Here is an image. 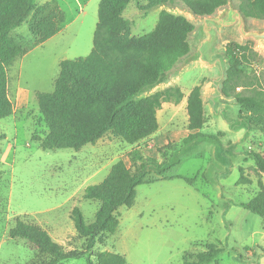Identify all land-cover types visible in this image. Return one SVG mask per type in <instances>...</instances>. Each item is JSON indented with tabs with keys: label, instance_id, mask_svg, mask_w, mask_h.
<instances>
[{
	"label": "rangeland",
	"instance_id": "obj_1",
	"mask_svg": "<svg viewBox=\"0 0 264 264\" xmlns=\"http://www.w3.org/2000/svg\"><path fill=\"white\" fill-rule=\"evenodd\" d=\"M98 2L35 0L27 18L11 30L21 46L30 47L36 38L34 23L50 7H63L64 22L60 30L42 44L30 47L7 68V90L14 108L10 116L0 119V264H27L33 256L24 240L8 236L16 217L39 224L66 250L91 254L98 250L114 251L123 254L127 264H175L193 260L209 244L223 249L217 256L219 264H264V221L240 205L259 189L258 179L264 184V173L255 169L250 155L252 150L264 153V134L239 124L234 99L218 94L212 84L219 76L216 67L196 60L178 68L181 59L164 81L143 95L169 85H177L187 94L200 84L204 106L200 132L215 135L218 142L202 139L181 152L180 162L169 170V175L192 178V184L173 178L138 185L133 205L117 208L116 230L105 234L90 249L86 248V237L76 232L71 211L78 207L89 223L100 202L84 198V188L101 181L117 160L132 166L129 152L133 148L160 159L158 147L179 142L190 132L186 101L182 98L178 103L163 102L157 110L158 129L135 144L111 132L77 150L43 149L34 139V135L47 132L35 93L53 89L62 59L89 53ZM232 3L238 7L237 0ZM138 4L145 1H132L123 12L131 22L130 33L134 36L150 31L159 13V7L145 11ZM160 7L185 14L194 23L195 29L189 35L192 52L198 44L200 21L192 18L180 2ZM246 23L251 29L264 28V19L246 17ZM246 40L256 52L247 68L248 75L258 78L264 87V44L243 39L234 27H228L216 30L205 50L209 55L223 53L227 43L244 44ZM220 84L221 81L219 90ZM239 167L250 182L237 183ZM91 260H95L92 255ZM59 264L87 263L80 257Z\"/></svg>",
	"mask_w": 264,
	"mask_h": 264
},
{
	"label": "trees",
	"instance_id": "obj_2",
	"mask_svg": "<svg viewBox=\"0 0 264 264\" xmlns=\"http://www.w3.org/2000/svg\"><path fill=\"white\" fill-rule=\"evenodd\" d=\"M137 0H99L92 47L86 56L62 59L51 91L35 93L38 109L47 132L34 135L43 149H79L94 143L105 133L135 144L158 129L157 110L163 102L178 103L183 92L177 85L154 90L168 72L191 52L189 35L194 23L185 15L162 8L154 27L141 35H131V22L123 12ZM140 9L180 2L198 15H211L228 0H144ZM246 17L264 19V0H237ZM35 7V0H0V119L13 113L14 104L7 90V68L30 47L42 44L60 30L64 12L58 6L48 9L32 29L36 35L30 47L21 46L11 35ZM42 9V7H40ZM249 40L244 44L225 45L223 54L227 67L221 80L220 92L232 97L238 105L239 124L264 134V87L258 78L250 77L247 68L256 55ZM239 88L240 90H237ZM246 90V92H245ZM187 128L190 131L179 142H168L157 148L160 159L146 156L139 148L129 152L132 166L123 160L114 162L98 183L84 188L83 197L100 202L93 221L86 223L81 210L73 207L71 217L76 232L86 237V248L102 241L118 225L117 208L130 207L136 187L159 180L181 178L189 184L193 179L169 175V170L180 162V154L191 149L202 139L217 141L215 135L200 132L204 124L201 85H194L186 97ZM235 124H232L234 126ZM255 169L264 173V153L252 150ZM237 183L250 182L239 167ZM259 189L253 197L240 205L259 215L264 221V184L257 180ZM8 236L22 239L34 253L27 264H59L72 258L84 257L87 264H127L123 254L98 250L93 254L84 250H66L39 224L16 217ZM222 248L209 244L194 255L175 264H219L217 256ZM91 255L95 260H91Z\"/></svg>",
	"mask_w": 264,
	"mask_h": 264
},
{
	"label": "water",
	"instance_id": "obj_3",
	"mask_svg": "<svg viewBox=\"0 0 264 264\" xmlns=\"http://www.w3.org/2000/svg\"><path fill=\"white\" fill-rule=\"evenodd\" d=\"M183 9L190 14L192 18L200 21L199 39L197 47L183 58L178 68H182L185 64L194 60L208 66L216 67L219 76L212 81V84L216 88L218 94H221L218 88V82H220L224 77L227 66L226 57L221 52L209 55V53L205 50L213 35L216 33V30L234 27L241 38L252 39L264 44V28H249L246 23V16L239 8H236L233 5L232 0H228L227 6H225L223 10L217 14L202 16L193 13L185 6Z\"/></svg>",
	"mask_w": 264,
	"mask_h": 264
},
{
	"label": "crops",
	"instance_id": "obj_4",
	"mask_svg": "<svg viewBox=\"0 0 264 264\" xmlns=\"http://www.w3.org/2000/svg\"><path fill=\"white\" fill-rule=\"evenodd\" d=\"M61 7H62V6H61ZM162 8H164V7H159V8H158L159 11H160ZM62 9H63V7H62ZM48 39H49V38H48ZM45 41H46V40H45ZM45 41H44V42H45ZM189 91H190V90H189ZM189 91L187 92V94H183V98L185 99V101H186V97H187Z\"/></svg>",
	"mask_w": 264,
	"mask_h": 264
}]
</instances>
